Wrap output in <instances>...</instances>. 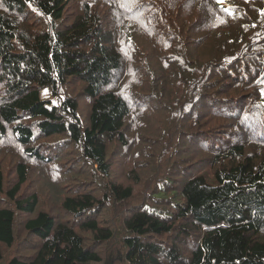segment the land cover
<instances>
[{"label": "trees", "instance_id": "1", "mask_svg": "<svg viewBox=\"0 0 264 264\" xmlns=\"http://www.w3.org/2000/svg\"><path fill=\"white\" fill-rule=\"evenodd\" d=\"M0 264H264V0H0Z\"/></svg>", "mask_w": 264, "mask_h": 264}, {"label": "rangeland", "instance_id": "2", "mask_svg": "<svg viewBox=\"0 0 264 264\" xmlns=\"http://www.w3.org/2000/svg\"><path fill=\"white\" fill-rule=\"evenodd\" d=\"M218 42H221V40L220 41H217L216 43H218ZM203 53H205V51H203ZM40 98L43 99V100H45L46 103H47V105H49V106L50 105H53V104H55V103L58 102V99L55 98L52 95V92L50 91L49 88H43L41 90V92H40Z\"/></svg>", "mask_w": 264, "mask_h": 264}, {"label": "bare ground", "instance_id": "3", "mask_svg": "<svg viewBox=\"0 0 264 264\" xmlns=\"http://www.w3.org/2000/svg\"><path fill=\"white\" fill-rule=\"evenodd\" d=\"M53 25H54V24H53ZM66 49H67V47H66ZM30 62H31V61H30ZM6 72H8V71H6ZM84 73H85V72H84ZM85 77H86V76H85ZM67 79H68V78H67ZM67 79H66V80H67ZM71 79H72V78H71ZM71 79H70V80H71ZM30 81H31V80H30ZM76 81H77V79H76ZM76 81H74V82L76 83ZM32 82H33V81H32ZM34 82H35V81H34ZM67 83H68V82H67ZM75 83H74V84H75ZM77 83H79V82H77ZM77 83H76V84H77ZM4 84H5V83H4ZM63 84H65V82H64ZM69 85H70V84H69ZM79 85L81 86V84H79ZM76 86H77V85H76ZM33 87H35V86H33ZM73 87H74V86H73ZM83 87H84V86H83ZM5 88H6V87H5ZM74 88H75V87H74ZM34 89H35V88H34ZM70 89H71V88H70ZM80 90H81V89H80ZM80 90H79V91H80ZM58 91H59V90H58ZM64 91H65V89H64ZM75 91H76V90H75ZM65 92H66V91H65ZM66 93H67V92H66ZM77 93H78V92H77ZM83 93H84V92H83ZM86 94H87V93H86ZM67 95H68V94H67ZM72 96H74V95H72ZM70 97H71V96H70ZM85 97H86V96H85ZM77 98H79V97H77ZM82 100H83V99H82ZM80 101H81V100H80ZM30 102H31V101H30ZM28 104H29V103H28ZM80 104H81V103H80ZM81 107H82V106H81ZM26 109H27V108H26ZM26 109H25V110H26ZM56 110H57V109H56ZM65 110H66V109H65ZM56 113H57V112H56ZM64 114H65V113H64ZM128 115H129V114H128ZM72 116H73V115H72ZM62 117H63V116H62ZM69 118H70V117H69ZM43 119H44V118H43ZM57 119H58V118H57ZM58 120H59V119H58ZM62 121H63V120H62ZM109 147H110V146H109Z\"/></svg>", "mask_w": 264, "mask_h": 264}]
</instances>
